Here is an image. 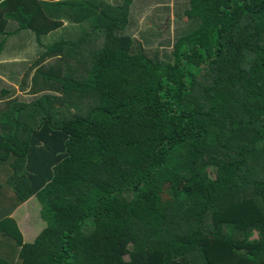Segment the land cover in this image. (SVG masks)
Returning a JSON list of instances; mask_svg holds the SVG:
<instances>
[{"label": "trees", "instance_id": "1", "mask_svg": "<svg viewBox=\"0 0 264 264\" xmlns=\"http://www.w3.org/2000/svg\"><path fill=\"white\" fill-rule=\"evenodd\" d=\"M18 1L0 56L34 52L0 82V264H264V0H184L165 23ZM63 19L77 34L42 43ZM31 197L27 243L8 215Z\"/></svg>", "mask_w": 264, "mask_h": 264}, {"label": "crops", "instance_id": "2", "mask_svg": "<svg viewBox=\"0 0 264 264\" xmlns=\"http://www.w3.org/2000/svg\"><path fill=\"white\" fill-rule=\"evenodd\" d=\"M37 3L38 2H42V0H35ZM63 1H79V0H55L54 2L55 3H58V2H63ZM132 1H135L137 4H139V6H135ZM131 1V10H133V15L136 13V17H134L137 21L139 20H142V19H151V9L153 8V5H155V8H156V5H157V8L159 7H165L166 11L165 13H156L155 11L152 13L154 18L156 17V21L159 20V22L161 23H165L167 21H171L173 20L174 18V12L176 10V6L178 5L179 7V11L182 13L184 8L183 7V1L184 0H155L156 3L154 4L153 2H151L152 0H149V2L147 0H132ZM243 0H231V2L233 4H236V3H239ZM185 2V1H184ZM10 6V9H12L13 11H15L16 9H23V6H26V8H24V10H27L29 9V7L33 8V5L32 3H28L27 1H24L23 3H19V1L17 0H11L10 4L8 5ZM140 6L143 8V9H140ZM139 8V9H138ZM156 8V9H157ZM155 9V10H156ZM151 12V13H150ZM4 14V13H3ZM4 18V16H3ZM33 19H35V17H33ZM165 19V20H164ZM8 22V20H6V23ZM63 24H66L68 22H65L64 19L62 21ZM13 25V31L15 29V26L13 23H11ZM74 26V25H72ZM76 27V30L78 29L77 26H74L73 28ZM58 31V30H57ZM56 31V32H57ZM8 34L11 33L12 31L10 30V27L8 28V30L6 31ZM54 32V33H56ZM14 36H10L8 38V40L10 41V44H17V38H25V36H28L26 35L25 32H21L19 35L20 37H16V34H13ZM54 34H50L48 36H52ZM46 36V37H48ZM44 39H42V43ZM18 45V44H17ZM11 46V45H9ZM8 46V47H9ZM25 47H27V50H26V54H25V49H14L10 52H7V53H4L2 55V57L0 58V82H5L6 83V78L4 75H9L12 71V63L14 64L15 62L18 61V59H25V57L27 55H30V54H33L34 52V45L31 43H29V45L27 44ZM10 48V47H9ZM9 50V49H8ZM29 50V52H28ZM5 52V51H4ZM13 55H16V56H13ZM14 59H17L13 62ZM10 84V83H7V85ZM26 204V201L21 204L20 206H18L14 211H12V213H10L8 216L10 218H12L15 222H16V225L23 237V240L25 241V237H26V233H23L26 232V217H25V212H24V206ZM7 206L6 205H0V214H2L0 216V219L4 218L5 217V213L7 211ZM25 227V228H24ZM38 231H41V227H39V229H35V231L33 232V238H35L37 236V232ZM5 238H8V237H5V236H0V247L1 250L3 252H5L6 250V247H8L9 245V242L7 241V239ZM26 242V241H25ZM4 254V253H3Z\"/></svg>", "mask_w": 264, "mask_h": 264}, {"label": "rangeland", "instance_id": "3", "mask_svg": "<svg viewBox=\"0 0 264 264\" xmlns=\"http://www.w3.org/2000/svg\"><path fill=\"white\" fill-rule=\"evenodd\" d=\"M106 2L107 3L111 2V0H106ZM132 3L135 6H139V4H137L135 1H132ZM140 9H143V8L140 6ZM133 16L136 17V13ZM73 27L74 26H72L70 23L63 24L62 27L54 35L48 36V37H43V39H44L43 42L44 43L52 42L51 40H54L55 38H59L60 39V38H62V36H64L65 38L72 37L73 35L77 34L76 27L75 28H73ZM184 27L185 26L181 27L180 25H177V29H181L182 30ZM28 52H29V50H28ZM4 53L5 52H3L1 54L0 58L2 57V55ZM8 90H9V88H8ZM16 96H18V94H16ZM21 97H23V96H21ZM23 98H24L25 101H27V100H29L30 97H29V95H25V97H23ZM209 171H210V169H207V172H209ZM209 174H210V177H212V173L210 172ZM24 212H25V217H26V222L27 223H26V226H25L26 227V232L23 231V233H26L25 241L27 243H29V242L33 241V239H34L33 238L34 237L33 236V232L35 231V229H39V227H41V229H42L44 227V224H43V222L40 219L39 206L36 203L35 198L31 197V198L26 200V204L24 206ZM39 232L40 231H38L37 234Z\"/></svg>", "mask_w": 264, "mask_h": 264}]
</instances>
